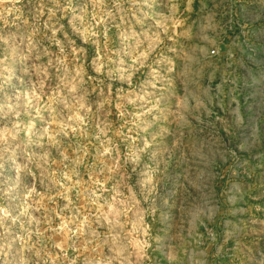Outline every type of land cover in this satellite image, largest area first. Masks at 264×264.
<instances>
[{"label": "clouds", "instance_id": "9594fccd", "mask_svg": "<svg viewBox=\"0 0 264 264\" xmlns=\"http://www.w3.org/2000/svg\"><path fill=\"white\" fill-rule=\"evenodd\" d=\"M262 245L264 0H0V264Z\"/></svg>", "mask_w": 264, "mask_h": 264}, {"label": "rangeland", "instance_id": "374dc122", "mask_svg": "<svg viewBox=\"0 0 264 264\" xmlns=\"http://www.w3.org/2000/svg\"><path fill=\"white\" fill-rule=\"evenodd\" d=\"M239 30L237 29V32H238ZM262 248H264V245H262Z\"/></svg>", "mask_w": 264, "mask_h": 264}]
</instances>
